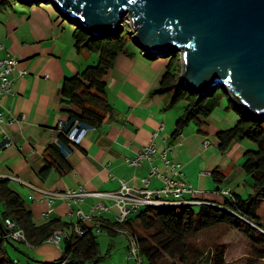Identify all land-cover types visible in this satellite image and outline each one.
Returning a JSON list of instances; mask_svg holds the SVG:
<instances>
[{"label": "crops", "instance_id": "obj_1", "mask_svg": "<svg viewBox=\"0 0 264 264\" xmlns=\"http://www.w3.org/2000/svg\"><path fill=\"white\" fill-rule=\"evenodd\" d=\"M17 3L0 10V57L9 54L19 61L18 70L13 74V93L2 96L1 109L6 116L24 115L25 120L6 126L9 146H3L4 138L0 135V177L15 183L10 186L25 198L37 224L54 219L61 223L77 220L69 217L71 207L67 200L57 199L49 206L39 200L38 192L27 183L52 191L84 186L91 192H113L120 189L121 180L143 188V179L148 178L150 188H161L162 181L151 175L148 161L141 166L128 162V158L137 156L148 144L161 124L164 128L156 139L158 151L170 146L168 157L182 163L185 181L199 191L186 193L185 199L211 203L220 201L224 190L242 197L253 191L250 176L243 171L241 163L246 143L234 142L226 154L223 152L221 161L216 152L211 154L210 148L204 146L208 141L209 145L214 142L218 147L217 132L228 128L236 118L231 112L233 107L223 101L221 107L227 112L220 121L214 120L213 137L207 132L210 127L203 128V125L201 130H196L189 124L180 135L173 136L183 112L176 105H170L169 95L153 93L160 86L168 62L146 55L131 41L127 46L129 53L119 54L105 77L106 96L111 105L106 119L97 127H88L78 144L71 143L68 164L63 171L52 166L42 176L46 149L57 142L59 124L67 119L61 101L62 83L65 78L95 64L99 56L86 50L77 52L71 27L58 13L54 15L51 8ZM22 69L28 72L20 75ZM154 164L161 172L170 174L160 159ZM213 170H217L215 178L211 174ZM31 195L34 197L30 198ZM99 203L112 205L110 200L88 196L80 207L91 213ZM263 210L264 207V213ZM116 213L112 206L111 211L102 213L101 220L111 223ZM70 227L59 226L56 232L70 233L73 225ZM62 243H44L48 249L41 251L52 258L57 251L62 254Z\"/></svg>", "mask_w": 264, "mask_h": 264}, {"label": "trees", "instance_id": "obj_2", "mask_svg": "<svg viewBox=\"0 0 264 264\" xmlns=\"http://www.w3.org/2000/svg\"><path fill=\"white\" fill-rule=\"evenodd\" d=\"M15 0H0V10L10 6ZM129 28L108 38L90 35L80 28L73 31L74 47L95 52L99 58L95 64L86 66L81 72L64 79L61 86V101L67 113L64 128L59 132L57 142L46 149L45 165L41 171L44 176L55 166L60 171L67 167L65 148L71 149L67 130L77 121L87 127H97L103 123L111 105L107 99L106 75L114 67L119 54H128L131 41ZM124 33H126L124 35ZM179 55L170 57L162 76L160 86L153 93L167 94L170 105L183 100V113L179 116L173 136L180 135L191 122L200 128L227 96L221 89L212 95L194 94L179 84ZM228 97V96H227ZM228 106L234 105L228 97ZM240 113V112H239ZM199 128V130H201ZM218 148L226 151L234 142L251 141L255 147L248 148L244 154L243 171L250 176L253 191L245 198L233 191L231 196L222 195L218 202L180 205H147L131 216L125 223L118 224L99 220L101 232L111 236L120 235L117 228L125 229L136 241L144 264H193L204 253L199 245L198 234L223 227L241 234L250 245L255 259H264V121L241 113V118L233 125L217 132ZM213 170L212 176H216ZM0 264H17L7 253L5 246V219L11 218L20 226L30 245H41L56 233L61 226L71 228L73 223L59 219L37 224L25 198L10 186V180L0 177ZM199 208H196V206ZM264 211V210H263ZM3 227V228H2ZM84 234L73 230L63 239L62 256L51 261H35L27 264H86L98 262L103 258L99 250L96 225L83 224ZM215 263L224 264L222 251L215 254ZM203 264V263H202ZM206 264V263H204ZM251 264V263H248ZM255 264V263H253Z\"/></svg>", "mask_w": 264, "mask_h": 264}, {"label": "water", "instance_id": "obj_3", "mask_svg": "<svg viewBox=\"0 0 264 264\" xmlns=\"http://www.w3.org/2000/svg\"><path fill=\"white\" fill-rule=\"evenodd\" d=\"M15 1L52 4L66 21L99 38L127 26L146 55H179L178 82L189 92L221 89L238 112L264 121V0Z\"/></svg>", "mask_w": 264, "mask_h": 264}, {"label": "built area", "instance_id": "obj_4", "mask_svg": "<svg viewBox=\"0 0 264 264\" xmlns=\"http://www.w3.org/2000/svg\"><path fill=\"white\" fill-rule=\"evenodd\" d=\"M1 47H3L1 45ZM19 61L17 58L11 55H6L5 57H0V135L4 138L3 146H9L11 141L8 136V131L6 126L12 124L13 122H24L25 116L16 117L13 115H8L4 113L1 109V98L3 95L13 93V74L18 70ZM28 71L26 69L19 70L20 75L26 74ZM64 122L59 124V129L63 130ZM164 128V124L158 128V130L152 133L151 139L148 144L135 156L134 158H128V162L133 166H141L144 161L150 163V173L152 176H157L162 181L161 188H150L149 179L144 178L143 188H136L128 184L126 180H121L120 189L113 192H91L87 190L84 186H79L77 188L67 189L64 191H52L42 188H38L31 184H28L31 188L39 194V200L45 201L49 206H51L57 199H65L70 205L69 217L71 219H76L74 222L73 231L78 234H84L83 224L94 223L96 225V231L101 232V227L96 221L101 220L103 212L111 211L112 206L116 208L117 213L115 221L118 224L125 223L131 216L137 213L141 208L147 205H180V204H203L207 203L205 201L195 200V199H185V194L188 192L198 193L199 191L192 188L184 179L183 165L179 161H172L168 157V152L171 150L169 146L163 151H158L156 146V139L159 137L160 131ZM88 127L80 124L78 121L73 123L71 127L67 130L68 138L72 143L78 144L88 131ZM209 142L204 143L205 147H208ZM66 154L70 153V150L66 149ZM160 159L164 162L165 166L170 171L167 175L159 170L158 166L154 164L156 159ZM21 182V179L15 178ZM233 191L224 190L222 195L231 196ZM88 196H96L102 199H107L112 202V205H107L105 203H99L93 207L91 213H86L80 207L81 203ZM34 196L31 195L30 198ZM6 227V239L13 241L15 243H30L27 240L24 230L16 225L14 220L11 218L5 219ZM120 234H124L128 240V255L135 259L136 264H144L143 259L140 256V250L136 241L130 234L126 232L125 229H116ZM69 234L68 231L56 232L52 235L47 242H52L55 244L60 243Z\"/></svg>", "mask_w": 264, "mask_h": 264}, {"label": "rangeland", "instance_id": "obj_5", "mask_svg": "<svg viewBox=\"0 0 264 264\" xmlns=\"http://www.w3.org/2000/svg\"><path fill=\"white\" fill-rule=\"evenodd\" d=\"M18 4L19 6H21L20 3H17V5ZM40 6L43 8L45 7L51 8L54 15L58 16L57 14L58 12L56 11L55 7L52 4L41 3ZM60 19H62V16ZM67 24L68 26L71 27L72 31L76 29V26L74 24H71L68 21ZM125 34L126 33H124V35ZM138 49L140 50L139 47ZM156 60H161V61L164 60L166 62H169L170 57H165V58L158 57V59ZM178 62H180V60ZM224 104L225 105L229 104L227 96L224 97ZM175 105L177 106V108H181V111L183 112V105H184L183 100L178 101ZM226 112L227 110L225 109V107L222 108L220 106L214 112H212V114L207 119V122L204 124L205 126H203V128L210 127L212 131H210V129L207 128V132H209L211 137H213L214 120L216 121V119H218L220 121L221 120L220 118L223 117ZM231 112L236 117L235 120L233 121V124L230 125L233 126L238 121V119L241 118V113H239L235 108H232ZM190 125L193 126L196 130L200 128V126L194 122H191L189 126ZM238 142L246 143L248 145L247 149L255 147V145L247 139ZM208 148H210L209 151L211 152V154L216 152L217 158H219L220 161L222 160V154H224L223 153L224 151H221L214 142L213 145L210 144ZM227 150L225 151V154L228 152ZM206 154H209V152ZM243 161H244V157H242L241 163H243ZM249 180L250 182H252L251 178ZM14 184L15 183L13 181H10V185H14ZM247 196L248 193L245 194L244 197L246 198ZM2 206L3 204L0 202V210L2 209ZM196 208H199V206L197 205ZM97 237L99 240L100 254L103 257L98 262V264H136L135 259L129 257L128 255L129 249H128V240L126 235L120 234L117 236H110L107 232H99L97 234ZM61 242H63V240ZM196 242H198L199 245H201L204 248L205 253L193 264H202V263L217 264L215 263V254L217 251H222L224 264H248V263L264 264V259H260V260L255 259V257L251 254L250 245L247 244L245 238L233 229L218 227V228H212L206 230L198 234ZM61 245L64 246L63 243ZM5 246L7 248L8 255L17 264L33 263L37 260L51 261L54 259H59L62 256V254L59 253V251L56 252V250L54 249L56 252L55 254L56 256H52V258H49L47 254L41 251L42 248L48 249V247H44L47 246L45 244L34 246V245H29L28 243H15L13 241H10V242H5ZM38 247L40 248L38 249ZM86 264H93V263L89 262Z\"/></svg>", "mask_w": 264, "mask_h": 264}]
</instances>
